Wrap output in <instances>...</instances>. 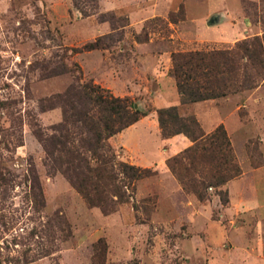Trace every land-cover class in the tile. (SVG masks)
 Instances as JSON below:
<instances>
[{
    "label": "rangeland",
    "instance_id": "obj_1",
    "mask_svg": "<svg viewBox=\"0 0 264 264\" xmlns=\"http://www.w3.org/2000/svg\"><path fill=\"white\" fill-rule=\"evenodd\" d=\"M258 38L264 0H0V264H264V69L245 59L251 86L189 105L172 75L176 53ZM86 83L143 114L109 144L153 173L111 213L49 173L36 136L64 121L53 98ZM173 106L206 134L224 126L238 177L175 175L168 161L194 143L163 137L157 110Z\"/></svg>",
    "mask_w": 264,
    "mask_h": 264
},
{
    "label": "trees",
    "instance_id": "obj_2",
    "mask_svg": "<svg viewBox=\"0 0 264 264\" xmlns=\"http://www.w3.org/2000/svg\"><path fill=\"white\" fill-rule=\"evenodd\" d=\"M99 42L90 44L88 49L99 48ZM245 59L251 62L250 66L264 69V43L259 38L243 41L232 50L174 54L172 75L182 103L214 100L242 86H251L252 78L241 79L242 67H249L247 62L243 64ZM53 99L64 106V121L52 128L50 136L43 135L39 127L36 131L47 156L49 173L62 174L91 207L104 213L114 212L125 200L126 187L153 173L118 161L109 144L143 114L128 98L115 97L93 83L72 86ZM157 115L164 138L184 134L194 143L168 161L175 175L179 177L182 168L190 172L203 170L205 176L200 183L205 187H220L240 175L224 126L206 134L195 117H182L177 106L159 109ZM187 161L189 168L182 167Z\"/></svg>",
    "mask_w": 264,
    "mask_h": 264
}]
</instances>
